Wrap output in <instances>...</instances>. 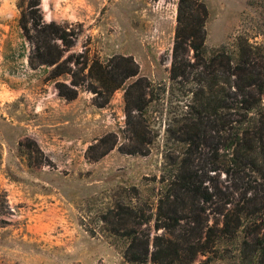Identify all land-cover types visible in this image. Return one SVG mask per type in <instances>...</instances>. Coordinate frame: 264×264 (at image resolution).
<instances>
[{
  "label": "rangeland",
  "instance_id": "374dc122",
  "mask_svg": "<svg viewBox=\"0 0 264 264\" xmlns=\"http://www.w3.org/2000/svg\"><path fill=\"white\" fill-rule=\"evenodd\" d=\"M40 1L75 34L68 47L36 30L30 0H16L27 47L3 48L0 25V264H264V179L224 170L223 126L243 116L197 112L229 75L230 103L260 97L237 68L249 46L264 81V0H192L193 19L207 9L202 58L175 50L180 0Z\"/></svg>",
  "mask_w": 264,
  "mask_h": 264
},
{
  "label": "trees",
  "instance_id": "16d2710c",
  "mask_svg": "<svg viewBox=\"0 0 264 264\" xmlns=\"http://www.w3.org/2000/svg\"><path fill=\"white\" fill-rule=\"evenodd\" d=\"M40 5V0H30L29 2V6L31 8L30 15L35 22V29L39 30L41 27L45 28L47 29L50 38L61 39L68 47L72 46L71 41H68V37L73 36L75 33L71 29H68L66 25L58 24L55 21L50 23L44 22L42 14H40ZM192 8V0H180L178 16L179 24L176 32L175 50H179V46L183 45L185 46V50H187V52L190 53L191 49H193L194 54L198 58H202L209 52L205 46V21L207 9L206 6L201 4V7L198 9L199 15H197L196 19H193L195 16L193 13L194 9ZM186 16L190 19V21L186 27H183V18ZM19 24L23 29L24 35L28 37L29 34L25 13H22ZM246 49L247 52L244 53L243 59H240V65L237 68L239 74H242L243 77L237 81V84L242 89H246L248 87L256 88L259 86L258 89L260 97L253 101L249 100L247 97H243L241 99H237L236 103H230L228 101L229 96L224 93L225 84L230 85L231 83V77L229 75L227 80L220 79L219 83L214 80L212 83L205 85L202 88L200 95L197 97V99L200 100V109H197V112L200 116L205 112L214 115V117L217 114H220L221 118H223V111L225 109H229L233 112L231 114L242 115L243 117L241 119L229 120L226 123L227 125L225 124V126H223L226 130L229 129L232 131L231 141L225 147L226 150H229V167L224 170L225 172L230 173L231 169H236L241 172L248 168L264 179V81H258V79L254 78L252 68L248 66L249 60L247 59V55H249L248 53L251 50L249 46H246ZM247 72L249 74H247ZM241 110H244L243 113H241ZM256 110L261 113H257ZM259 123L261 124L259 125ZM178 180L182 182L180 187L185 192L194 191L197 193V191L201 189L200 186L198 189L196 188L195 181L190 176L182 174V176L177 177V180L174 182H177ZM212 198L213 193L207 191L202 195V200L204 202L211 201ZM229 215V213H226L225 215L226 226L230 224ZM181 220V216H176L174 224L180 225ZM147 221H149V219H147ZM162 226L165 227V225H157L158 228ZM243 244L245 247L242 248V252L246 253L247 245H250V242L247 239H244ZM253 245L256 258L259 260L258 262H261V260L264 259V237L256 239ZM207 251L206 247L195 249L194 256L198 255L200 252L206 255ZM131 259L138 260L140 259V256L139 258H130V260ZM175 260L177 259H171L168 264H174ZM205 262L206 261H202L199 264H204Z\"/></svg>",
  "mask_w": 264,
  "mask_h": 264
},
{
  "label": "crops",
  "instance_id": "0c3cea01",
  "mask_svg": "<svg viewBox=\"0 0 264 264\" xmlns=\"http://www.w3.org/2000/svg\"><path fill=\"white\" fill-rule=\"evenodd\" d=\"M0 25L6 30L1 39L5 47L12 42L15 45L27 47V42L22 36L19 25V11L16 7V0H0Z\"/></svg>",
  "mask_w": 264,
  "mask_h": 264
}]
</instances>
